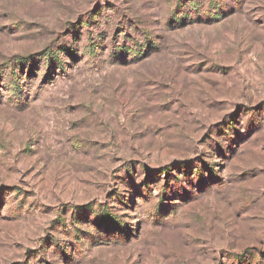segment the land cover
<instances>
[{"label": "rangeland", "instance_id": "obj_1", "mask_svg": "<svg viewBox=\"0 0 264 264\" xmlns=\"http://www.w3.org/2000/svg\"><path fill=\"white\" fill-rule=\"evenodd\" d=\"M0 264H264V0H0Z\"/></svg>", "mask_w": 264, "mask_h": 264}, {"label": "trees", "instance_id": "obj_2", "mask_svg": "<svg viewBox=\"0 0 264 264\" xmlns=\"http://www.w3.org/2000/svg\"><path fill=\"white\" fill-rule=\"evenodd\" d=\"M11 86H12V88H14V90H20L21 83H20V81H14L13 83H11ZM166 171L169 172L170 169H167ZM102 217L104 218V221H107L110 224L115 222L114 218L110 217L107 213L103 214Z\"/></svg>", "mask_w": 264, "mask_h": 264}]
</instances>
